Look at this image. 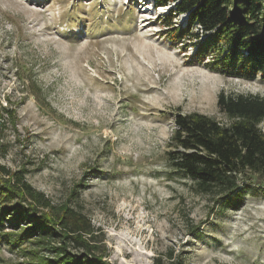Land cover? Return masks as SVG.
<instances>
[{"label": "rangeland", "instance_id": "rangeland-1", "mask_svg": "<svg viewBox=\"0 0 264 264\" xmlns=\"http://www.w3.org/2000/svg\"><path fill=\"white\" fill-rule=\"evenodd\" d=\"M171 5L0 0V104L13 113L0 163L83 212L108 264H264V196L215 202L166 154L178 111L227 123L218 92L264 96V82L190 64L194 43L160 31ZM15 200L0 192V204ZM13 229L0 221V264H28L21 251L34 245L16 247Z\"/></svg>", "mask_w": 264, "mask_h": 264}, {"label": "trees", "instance_id": "trees-1", "mask_svg": "<svg viewBox=\"0 0 264 264\" xmlns=\"http://www.w3.org/2000/svg\"><path fill=\"white\" fill-rule=\"evenodd\" d=\"M155 1L172 3L159 19L160 31L184 49L194 43L190 64L264 82V0ZM180 13L187 14L183 25L174 21ZM216 103L228 122L197 111H178L166 154L174 168L193 180L198 193L237 207L246 194L264 196V186L248 180L251 174L264 176V132L259 126L264 96L221 90ZM4 114L13 117L12 110L0 104V156L6 149L1 140ZM0 183V192L16 199L7 206L0 204V221L14 228L9 234L15 233L16 247L22 241L34 245L21 251L28 264H108L98 253L93 226L83 212L66 203L53 204L25 180L23 170L12 173L1 163Z\"/></svg>", "mask_w": 264, "mask_h": 264}]
</instances>
